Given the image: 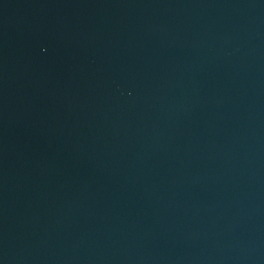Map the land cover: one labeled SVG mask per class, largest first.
<instances>
[{"label": "water", "instance_id": "1", "mask_svg": "<svg viewBox=\"0 0 264 264\" xmlns=\"http://www.w3.org/2000/svg\"><path fill=\"white\" fill-rule=\"evenodd\" d=\"M0 264H264V0H0Z\"/></svg>", "mask_w": 264, "mask_h": 264}]
</instances>
